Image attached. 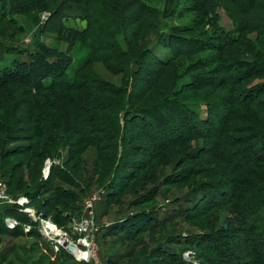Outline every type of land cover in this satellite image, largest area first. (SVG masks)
Instances as JSON below:
<instances>
[{
	"label": "rangeland",
	"instance_id": "374dc122",
	"mask_svg": "<svg viewBox=\"0 0 264 264\" xmlns=\"http://www.w3.org/2000/svg\"><path fill=\"white\" fill-rule=\"evenodd\" d=\"M84 1L87 4L85 8L80 6V0H44L37 4L33 3L36 0H0V192L12 200L26 199L24 206L10 205L17 208V213H23L22 208L31 211L21 216L16 214L15 219L5 218L4 223L8 219L16 221L17 226L24 230L29 226L32 228L29 224L33 222L38 225L39 232L40 222L33 219L40 217L68 231L73 221L78 223L88 218L93 223L91 238L100 264H143L149 252L163 242L186 248L182 251L184 264H220L217 251L226 253L229 259H232L230 255L235 251L240 259L244 257L246 264H253L246 251L242 223L237 225L234 237L227 239L224 238L225 219L239 214L247 198L261 200L263 196L255 189L241 188L243 185H238V182L241 181L242 173L239 177L231 174L229 167L208 155L212 148L215 149V140L204 139L203 135L207 134H202L199 138L185 139L177 146L158 149L155 142L147 140L146 133L127 124L130 137L124 149H121L120 144L117 146V138L121 134L117 133L118 136L109 141L98 131L92 133L90 129L91 133L86 134V142L75 147L72 143L79 142L76 140L71 143L65 127L59 134L56 124L61 122L67 126L73 122L74 117L70 115L72 98L83 102V92L62 88L33 93L20 80L6 84L5 81L12 77L4 74L9 71L14 59L33 50L32 45L38 36L43 44L69 54L73 64L86 62L79 72L80 77L74 76L75 84L91 85L86 79L92 77L100 83L106 82L113 88H119L121 95L117 99L110 97L116 106L109 113L120 116L121 120H130L133 113L126 110L127 106L140 110L162 98L155 96L158 89L144 97L142 90L148 78L143 71L139 73V83L134 81L135 92L140 97L133 98V84L129 86L126 83L127 78L134 80V68L129 67L128 58H135L146 49H151L146 57L150 65H155L156 59L168 58L167 49L160 45L162 38L159 33H167L165 28L170 31L178 29L185 39L203 40L208 46L219 48L220 61L205 63L202 69L194 71L203 61L215 57L217 53L191 51L171 63V72L177 77L205 76L211 71L219 72L221 67L231 66L232 70L227 76L230 84H233L216 93L211 90L178 96L179 100L198 103L203 119L213 113V105L218 109L214 110L216 121L221 123L219 116L225 120L228 115L227 125L233 132H225V136L236 141V138L244 135L247 137L245 141L250 142L233 148L241 150L264 143L261 139L264 137V111L261 109L264 102L255 105L256 114L250 110L251 105L235 104L237 106L228 109L226 104H229L232 91L247 94L250 98L257 94L254 89L264 90V76L256 75L263 73L264 69L258 71L255 68L258 64L264 67V0H255V5L245 16L237 15L234 20L238 25L221 8L204 18L195 11L191 0ZM52 10L58 15L55 14L49 21ZM59 16L64 17L63 29L58 24ZM83 16H87V20ZM154 16L157 20L153 19ZM88 21L90 29L86 34L69 33L70 29L83 31ZM216 22V27L227 32L231 40L238 38L240 41L224 47L219 31L212 24ZM112 46L117 47L115 56L109 50ZM92 49L97 50V53L93 54ZM119 55L125 57L124 61L126 59L123 66ZM144 67L141 69L145 70ZM240 77H243L244 83L235 84ZM210 78L221 79L225 75H213ZM261 99L264 100V94H261ZM216 112L219 116H216ZM92 114L97 121L109 128L113 124L115 128V121L107 111ZM169 116L172 118V115ZM109 119L114 123L109 125ZM169 120L178 124L179 130L174 135L178 139L194 130L190 128L181 134L185 121L179 115ZM200 130L207 133L203 128ZM162 139L165 140L163 136ZM94 140L97 143L92 146ZM200 148L206 149V156L199 152ZM253 151L239 154L233 160L242 164L254 155ZM249 168L252 173L264 175V163L259 166L253 164ZM219 182L231 184L221 187L222 191H226L224 195H217L215 191ZM53 194L59 197L58 204L49 208L46 204L51 203ZM93 198L98 199L93 201ZM89 202L93 203L90 210L86 208ZM197 202L196 208L201 207L200 210L207 203L214 206L188 218L177 217L182 209L194 208ZM3 205L8 204L0 201V207ZM132 216L138 219L147 217L151 221L137 233L127 234L124 230L112 229L115 225L125 224ZM0 226V264H78L59 252L55 253L44 244L45 238L21 233L11 237L5 232V227L2 224ZM5 226L8 229L6 223ZM204 234L212 235L215 240L211 243L205 241ZM151 236L156 242L149 247ZM76 238L73 236L74 240ZM191 239L195 243L187 246L186 243ZM45 241L51 244L49 240ZM197 245L200 248H215L216 251L209 253L197 248ZM160 264L177 263L163 259Z\"/></svg>",
	"mask_w": 264,
	"mask_h": 264
},
{
	"label": "trees",
	"instance_id": "16d2710c",
	"mask_svg": "<svg viewBox=\"0 0 264 264\" xmlns=\"http://www.w3.org/2000/svg\"><path fill=\"white\" fill-rule=\"evenodd\" d=\"M36 1L37 2L33 3L37 4L44 0ZM45 1L49 2L51 0ZM80 1V6L82 8H85V6L87 5L86 1ZM191 2H193L195 11H197L204 18H208L209 14L215 13L217 9L221 8L228 15V17L230 16L233 19V22L235 24H237L234 20L235 17L237 15L245 16L247 11L256 3L255 0H191ZM52 11V16L49 18V21L50 19L56 16L55 14H57L55 10ZM63 18L64 17L60 16L58 18V24L61 29H63ZM82 18L87 20V16H83ZM153 19L157 20L156 16H154ZM212 24L213 27H216L217 22L216 24ZM151 26L153 28L154 23L151 24ZM89 29L90 23L88 21V25L83 31L70 29L69 33L71 32V34L82 36L86 34ZM165 29L167 30V33L163 31L165 34H162L163 32H161L159 33V36H161L162 38V44L160 45H162L165 49H167L166 51H168V58L164 60L156 59L154 62L155 65L148 64L146 62V57L147 54H149V52L151 51V49H146L143 53L138 54V56L135 58H132V56L131 58H128L129 67L134 68V80H132V78H127L126 83L127 85L129 84V86L133 84V88L131 89V94L133 98L140 97L139 93L135 92L134 81L136 83H139L138 77L139 73L142 71L144 72L146 78H148L146 87L142 90L144 97L145 94L152 93L154 89H158L157 94H155V96L159 95V97L162 98L161 101L152 104L148 108H143L140 110H134L131 108V106H127V109H125L133 113V117H131L130 120H121L120 116L111 115L109 113V111H112L113 107L116 106V103L113 102L110 97H115L117 99L118 96L122 93L119 88H113L109 83L106 82L105 84L100 83L98 80L92 79V77H88L86 81L92 83L93 85L75 84L74 76L77 75L78 78L80 77L79 72L82 71V68L85 66L86 62L80 64H73V60L69 54L58 52L53 48L43 44L38 36H36L34 40V43L32 45V51L25 52L20 58L14 59L11 68H9V71L4 74V76L12 78L11 80H6L5 83L7 84L9 82H15L20 80L22 83L25 84L26 87L28 86V90L33 93H37L38 91H54L62 88L83 92V94L85 95L84 99L86 101L84 100L83 102H81L78 101L76 98H72L73 105L71 106L70 115L74 117L73 122L68 123L67 126L62 125L61 122H59V124H56V129L59 130V134L61 133V130H63V128L65 127L67 129L71 143L75 142L76 140L77 143L79 142L78 144L72 143V145H75V147L79 146L80 143L86 142L85 140L87 133H97L96 131H98L100 133L99 135L109 141L114 140L118 136L117 133L121 134L120 138H117L119 140L117 146L120 144L121 149H124V147L127 145L128 138L130 137V132H127V124L132 125L140 132L146 133L147 140L155 142L157 147H159L158 149L168 146H177L178 144L185 142L187 139L199 138L202 134H207L203 135L205 137L202 138L207 140H215V149L212 148V150L208 152V155L210 154L209 156L211 158L229 167L231 169V174L233 173V175H238L237 177H239V174L242 173V175L240 176L241 181L238 182V185H243L241 188L255 189L258 191L259 194L263 196L261 200H257L256 198H247L245 201H243V204H245L242 209L240 208L239 214L236 213L237 215L235 217L225 219L224 238L229 239L234 237L237 225L239 223H242V231L245 233L244 241L246 244V251L248 252L249 257L251 256L253 264H264V175L255 172L252 173V169L249 168L250 165L253 164L258 166L263 165L264 143L262 142L255 146L252 145L246 148L243 147L241 148V150H234L233 148H236L237 146L245 142H249V140L245 141L247 137L244 135L241 136V138H236V141H234L232 138L225 136V132H233V130H231L230 127L228 128L227 125V119L229 118L228 115L225 117L227 119L223 120V117H220L219 114L216 112V116H219V118H221V123H219L214 118V110L218 109H215V106L213 105L211 106V112L213 113L208 114L209 116L203 119L200 116V106H198V103H187L183 102L182 99L179 100L178 96L182 97L183 95L189 93L211 90L216 93L222 89H226L227 87L232 86L233 84H230V80H228L229 78L227 76V73L231 71L232 68H230L231 66L221 67L219 72L213 73L211 71L212 75L208 74L205 76L192 77L182 75L180 77H177L175 73L173 74V72H171L170 68L171 63L176 58L185 55L186 53H189L191 51H194V53L203 52L205 50L215 51L217 53V56L215 55V57L212 56L208 58L206 61H203V63L201 64L202 67L198 66L193 69L194 71H198L208 63L211 64L220 61V57L218 55L220 50L219 48L217 49L213 48L212 46H208L203 40H191L187 38L185 39L184 36H182V33L178 31V29H172V31L167 28ZM217 30L219 31V37L224 47L233 46V44L240 41L238 38L231 40V37L227 35V32H224L218 28ZM188 46H193L194 48L187 49L189 48ZM115 47L116 46H112L109 49L112 50L113 56H115L114 50H117V47ZM181 47H183V50H181ZM92 50L93 54L97 53V50ZM124 58V56L122 57V55H119V60H121V63L120 61L119 63L122 66L124 65L123 62H126V59L124 61ZM143 66H145V70L141 69ZM255 68L258 71L264 69V67L262 65L260 66L259 64L255 65ZM188 73L189 72L185 74ZM213 75L214 77L225 75V78H214V80H211L210 77ZM256 75L264 76V72ZM243 76H245V74ZM237 79L239 82L235 84H242L245 81L243 77ZM254 91L257 94L250 98L246 96L247 94L241 95L238 94V91L236 90L232 91V97L229 99L228 102L229 104H226L227 108L230 109L231 107L237 106L235 104L242 106L251 105L250 110L255 113V105H260L264 102V100L261 99V94H264V90L258 91L257 89H254ZM132 96L130 97L132 98ZM149 100L155 102L154 99L149 98ZM220 103H222V101ZM220 103L219 105H221ZM216 106H218V104ZM261 109L264 111V105ZM106 111L108 114L111 115L109 117L115 121V128H113V124L109 128L106 126V124L97 121L92 114V112L104 113ZM169 115H172V118ZM178 115L180 119H183L185 121L183 128L180 130L181 134L187 132L190 128L194 129L192 132L183 135L180 139L174 137L175 133L179 130L177 126L178 124H175L169 120L173 119V117H176ZM111 119H109V125L113 122ZM259 124L262 125L261 121L259 122ZM93 127H95V130H92ZM202 128L207 133H202L200 130ZM89 129L91 132H89ZM145 130H147V132ZM153 130H155L156 132H153ZM237 132L238 130L236 131V133ZM158 136H161V138H159ZM162 136L165 140L162 139ZM261 139L262 141H264V137H262ZM92 143L93 144L91 145L94 146L97 142L94 140ZM230 149L233 150L231 151ZM198 150L200 153L202 152L206 156V149L200 148ZM251 150H254L252 152L254 153V155L244 160L242 164L239 161L233 160V158L237 157L239 154H245L248 152L251 153ZM82 152H84V149L81 151V153ZM128 172L130 173L129 170ZM49 177L50 176H48V178ZM225 184L231 185L230 183L224 182L218 183V188L215 190L217 195H224L226 193V191H222L221 188L225 187ZM50 189L52 190V186L50 187ZM50 189L49 191H51ZM28 195H30V193H28ZM51 198V203H48L46 205L49 208L56 207L58 204L59 197L53 194ZM197 204L198 202L193 206L194 208L182 209L178 213L177 217L188 218L191 215H195L196 213L202 212L203 210L214 206L211 205L212 203H207L204 207H202V210H200L201 207L196 208ZM17 211L18 210L15 206L3 205L2 207H0V225L2 224V226L5 227V229L7 230L4 231L9 233V236L11 237H14L13 235L16 234L19 235L21 233V235L24 234L25 236H36L40 239L43 238L38 232V225L33 222H30L29 225H31L32 228L27 233H25L24 230L22 228H19L18 226L12 230L6 228L4 223L5 218L10 217L15 219L14 215L15 217L16 214H20L18 216L23 215V213H17ZM150 221L151 219L147 217H140L138 219L137 217L132 216L127 220L125 224L115 225L114 227H112V229L114 228L115 230H124L127 234L137 233L147 227ZM0 229H2V227ZM203 236L206 237L205 241H208L209 243L215 240V238L210 234H204ZM45 242L46 241L44 239V244H46L48 247H51V245L48 244L49 242ZM149 242L151 244L149 245V247H151L155 244L156 240H154L151 236L149 238ZM194 243V240L191 239L186 243V245L191 246ZM184 245L185 244H183V247ZM149 247L145 246V248L147 249H150ZM197 248L207 250L209 253H214L216 251L215 248H200L198 245ZM159 250L161 251V253H159ZM184 250H186V248H180V246L176 247L175 245H172L169 242H163L162 244H159L155 248H153V250H149L150 252L145 258L143 264H160L163 259H169L177 264H184L185 259L183 258L182 252ZM58 254H63L65 257L71 258L78 264H89L85 262H77L74 257L65 250H60ZM230 256L232 257L233 262L231 261L232 259H229L226 253H221L217 251V258L220 260V264H246V261L243 260L244 257L241 256L240 259V257L237 253H235V251H232Z\"/></svg>",
	"mask_w": 264,
	"mask_h": 264
},
{
	"label": "built area",
	"instance_id": "2783aa9c",
	"mask_svg": "<svg viewBox=\"0 0 264 264\" xmlns=\"http://www.w3.org/2000/svg\"><path fill=\"white\" fill-rule=\"evenodd\" d=\"M48 174V172L46 173ZM98 198H93V201ZM0 201L4 204L8 205H19L24 206L26 204V199L19 198L18 200H12L2 192H0ZM92 202L86 204V208L90 210L92 208ZM21 211L23 213L30 214V210L28 208H22ZM34 221H39V233L43 238L50 241L51 249L58 253L60 250H65L67 252V246L71 245L77 249V254H83V256L72 255L77 262H85L89 264H100L97 250L93 245V240L91 238L93 223L89 221L88 218L82 219L80 222L73 221L72 227L68 231H64L63 229L57 228L54 223L50 220H41L40 217L38 219H33ZM6 225L8 229H14L17 226V222L13 220H6ZM30 226L24 228V232L30 231ZM73 236H77L74 240ZM70 254V253H69Z\"/></svg>",
	"mask_w": 264,
	"mask_h": 264
},
{
	"label": "water",
	"instance_id": "95a60500",
	"mask_svg": "<svg viewBox=\"0 0 264 264\" xmlns=\"http://www.w3.org/2000/svg\"><path fill=\"white\" fill-rule=\"evenodd\" d=\"M67 252L71 255H77V249L74 246L68 245L67 246Z\"/></svg>",
	"mask_w": 264,
	"mask_h": 264
},
{
	"label": "bare ground",
	"instance_id": "6f19581e",
	"mask_svg": "<svg viewBox=\"0 0 264 264\" xmlns=\"http://www.w3.org/2000/svg\"><path fill=\"white\" fill-rule=\"evenodd\" d=\"M77 255H78V256H80V255L83 256V254H81V253H80V254H77Z\"/></svg>",
	"mask_w": 264,
	"mask_h": 264
}]
</instances>
